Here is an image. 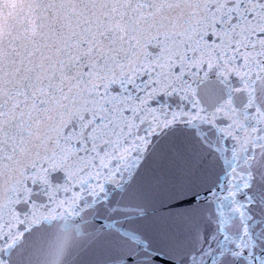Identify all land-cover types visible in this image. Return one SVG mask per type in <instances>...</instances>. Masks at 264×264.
Segmentation results:
<instances>
[{"label": "snow or ice", "instance_id": "snow-or-ice-1", "mask_svg": "<svg viewBox=\"0 0 264 264\" xmlns=\"http://www.w3.org/2000/svg\"><path fill=\"white\" fill-rule=\"evenodd\" d=\"M0 264H264V0H0Z\"/></svg>", "mask_w": 264, "mask_h": 264}]
</instances>
